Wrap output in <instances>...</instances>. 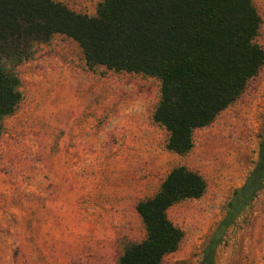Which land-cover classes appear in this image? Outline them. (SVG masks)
Wrapping results in <instances>:
<instances>
[{"label": "rangeland", "instance_id": "1", "mask_svg": "<svg viewBox=\"0 0 264 264\" xmlns=\"http://www.w3.org/2000/svg\"><path fill=\"white\" fill-rule=\"evenodd\" d=\"M93 16L102 0H53ZM264 51V0H251ZM20 100L0 121V264H117L145 231L134 205L181 165L202 195L166 210L181 239L162 264H197L231 191L256 158L264 119V62L241 93L192 132L184 154L165 148L152 112L159 81L85 64L71 38L53 34L17 67ZM215 264H264V184L225 232Z\"/></svg>", "mask_w": 264, "mask_h": 264}, {"label": "trees", "instance_id": "2", "mask_svg": "<svg viewBox=\"0 0 264 264\" xmlns=\"http://www.w3.org/2000/svg\"><path fill=\"white\" fill-rule=\"evenodd\" d=\"M259 23L251 0H102L93 16L53 0H0V121L20 100L18 65L31 58L36 43L57 33L77 43L88 66L157 78L151 118L167 131L165 148L184 154L193 130L209 124L263 64L264 51L255 41ZM263 184L264 119L255 161L231 191L197 264H215L227 228ZM204 189L197 172L171 168L153 195L136 201L145 234L124 246L117 264H162L182 236L166 210Z\"/></svg>", "mask_w": 264, "mask_h": 264}]
</instances>
